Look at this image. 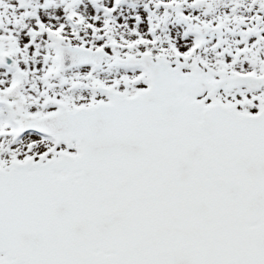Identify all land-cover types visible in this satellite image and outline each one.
Here are the masks:
<instances>
[{"label":"snow or ice","instance_id":"obj_1","mask_svg":"<svg viewBox=\"0 0 264 264\" xmlns=\"http://www.w3.org/2000/svg\"><path fill=\"white\" fill-rule=\"evenodd\" d=\"M0 264H264V0H0Z\"/></svg>","mask_w":264,"mask_h":264}]
</instances>
